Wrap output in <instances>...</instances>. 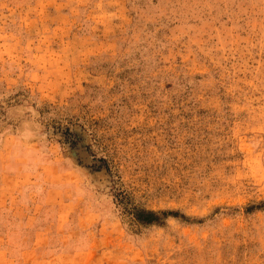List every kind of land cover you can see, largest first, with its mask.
I'll use <instances>...</instances> for the list:
<instances>
[{
    "label": "rangeland",
    "instance_id": "obj_1",
    "mask_svg": "<svg viewBox=\"0 0 264 264\" xmlns=\"http://www.w3.org/2000/svg\"><path fill=\"white\" fill-rule=\"evenodd\" d=\"M0 264H264V0H0Z\"/></svg>",
    "mask_w": 264,
    "mask_h": 264
},
{
    "label": "trees",
    "instance_id": "obj_2",
    "mask_svg": "<svg viewBox=\"0 0 264 264\" xmlns=\"http://www.w3.org/2000/svg\"><path fill=\"white\" fill-rule=\"evenodd\" d=\"M135 218L144 225L161 224L163 217L169 215L166 212H154L148 210H135ZM175 215V214H174Z\"/></svg>",
    "mask_w": 264,
    "mask_h": 264
}]
</instances>
